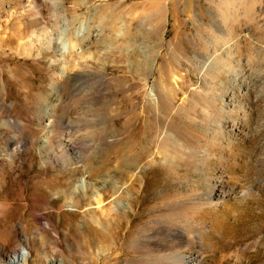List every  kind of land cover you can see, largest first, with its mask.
Wrapping results in <instances>:
<instances>
[{
    "label": "rangeland",
    "instance_id": "rangeland-1",
    "mask_svg": "<svg viewBox=\"0 0 264 264\" xmlns=\"http://www.w3.org/2000/svg\"><path fill=\"white\" fill-rule=\"evenodd\" d=\"M79 33L84 92L55 93ZM22 249L264 264V0H0V264Z\"/></svg>",
    "mask_w": 264,
    "mask_h": 264
},
{
    "label": "bare ground",
    "instance_id": "bare-ground-1",
    "mask_svg": "<svg viewBox=\"0 0 264 264\" xmlns=\"http://www.w3.org/2000/svg\"><path fill=\"white\" fill-rule=\"evenodd\" d=\"M110 9V8H109ZM49 12V11H48ZM105 13V12H104ZM106 14V13H105ZM101 15V14H100ZM31 16H32V19H33V21H32V26L33 27H38L41 31H42V37H45V38H47L48 37V33H49V31H48V29H47V26H46V23L44 22V19H43V14H42V11H40V10H38V9H36V10H33V12H32V14H31ZM48 16H49V14H48ZM104 16V15H103ZM54 17H57V15L56 14H54ZM220 17V16H219ZM113 19V18H112ZM217 19V18H216ZM220 19H222L221 17H220ZM102 20V19H101ZM214 20V19H213ZM104 21V20H103ZM222 21V24L221 25H226V23H225V21L222 19L221 20ZM201 22V21H200ZM214 22H216V20L214 21ZM119 23V22H118ZM124 23V22H123ZM218 23H219V21H218ZM218 23H217V25L216 26H218ZM122 24V23H121ZM206 24V23H205ZM215 24V23H214ZM117 24H115V26H116ZM119 25V24H118ZM123 25V24H122ZM213 25V24H212ZM212 25H211V27H212ZM220 25V27L222 28V26ZM99 26V25H98ZM125 26V25H124ZM215 26V25H214ZM213 26V27H214ZM118 27L116 26V27H113L112 29H110V30H108L109 31V33H108V35L110 34V41H111V43H112V45L113 46H116L117 45V43H119V39H120V37L122 36L123 37V35H125L123 32H125V31H120V30H118L117 29ZM125 28V27H124ZM216 29H217V27H215ZM120 29V28H119ZM226 28H224V30H225ZM217 30H220V29H217ZM216 30V31H217ZM220 31H222V30H220ZM218 32V31H217ZM223 32V31H222ZM225 32V31H224ZM223 32V33H224ZM130 33V32H129ZM223 33L221 34V35H223ZM225 33H227V32H225ZM81 33H79V36L77 37V40H69V55H71V57L72 58H70L69 56V59H73V61H74V63H75V66H76V68H75V70H73V69H71V70H73V71H71V72H69V71H67V69L65 70V69H62V68H60V69H62L61 71H58V72H55V77H54V80L53 81H51L52 82V88H53V91H55V93H57V92H60V91H64V92H66L65 91V89L66 88H75V90L76 91H78L79 93L78 94H80L84 89H85V86L83 85L84 83H83V81H82V79L84 78V76L86 75H88V74H86V72H85V75L84 74H82V72L80 71L81 69H79V71H78V67H80L81 65H83V61L85 62V60H83V59H85V58H87L85 55H86V53H85V51L87 50L86 49V44H84V40L83 39H81V35H80ZM89 34V33H88ZM103 34V33H102ZM228 34V33H227ZM130 35V34H129ZM88 36V35H87ZM96 36H98V35H95V42H94V44H98L97 46H99V44L101 43H103V42H101L102 40H100V41H98V39H96L97 37ZM225 36V35H224ZM227 36H229V35H227ZM125 37V36H124ZM128 37V36H127ZM102 38V37H101ZM101 38H99V39H101ZM87 39H89V38H87ZM92 39V38H91ZM128 41L129 42H133V38H132V36H129L128 38ZM127 39H126V41H127ZM124 40H125V38H124ZM90 41V40H89ZM105 41V40H104ZM123 41V40H122ZM54 43H55V40H53V39H50L49 41H48V43H47V45H46V49H47V51H52L53 50V47H54ZM88 43V42H87ZM93 43V42H92ZM122 43V42H121ZM130 44V43H129ZM128 44V45H129ZM160 44V43H159ZM119 45H120V43H119ZM118 45V46H119ZM101 46V45H100ZM136 46V45H135ZM117 47V46H116ZM134 47V46H133ZM136 48V47H135ZM86 49V50H85ZM110 49H111V47H110ZM103 50V49H102ZM107 52L109 53V51L107 50ZM85 54V55H84ZM105 54H107L106 52H105ZM103 55V54H102ZM93 56L91 55V58H92ZM94 58V57H93ZM92 58V59H93ZM101 59V58H100ZM99 59V60H100ZM94 60V59H93ZM157 60V59H156ZM52 61V60H51ZM61 61V59H57V60H55V61H52V63H50L52 66H53V68L57 71L58 70V65H57V63H59ZM67 61V60H66ZM71 62V61H70ZM212 62H213V60H212ZM65 63V62H64ZM210 63V62H209ZM208 63V64H209ZM66 64V63H65ZM131 64V63H130ZM67 65V64H66ZM212 65V64H211ZM71 66V65H70ZM206 66H207V64H206ZM63 67V66H62ZM209 67V66H208ZM210 68V67H209ZM153 70V69H152ZM84 73V72H83ZM89 73V72H88ZM90 73H91V71H90ZM92 73H93V71H92ZM84 75V76H83ZM106 75V74H105ZM104 75V76H105ZM91 76V75H90ZM87 78V77H86ZM89 78V77H88ZM104 79H106L105 77H104ZM84 81H85V78H84ZM90 85V84H89ZM91 86V85H90ZM93 86V85H92ZM95 88V87H94ZM91 89H92V87H91ZM71 91H73V90H71ZM157 91V90H156ZM75 92V91H74ZM84 92V91H83ZM60 94H61V92H60ZM86 94V93H85ZM152 94H154V93H152ZM65 95V94H64ZM68 95V94H67ZM76 95V94H75ZM83 95V94H82ZM149 95H151V94H149ZM155 95V94H154ZM56 96V95H55ZM60 96V95H59ZM59 96H57L56 97V99L59 97ZM62 96V95H61ZM83 97H84V95H83ZM98 97V96H97ZM157 97V96H156ZM54 98V97H53ZM95 98V97H94ZM55 99V98H54ZM98 99V98H97ZM153 100H155L154 98H153ZM159 100V99H158ZM224 101V100H223ZM54 102V101H53ZM155 102V101H154ZM224 102H226V101H224ZM150 103H152V102H150ZM106 104V103H105ZM159 104H160V102H159ZM99 105V104H98ZM155 105V104H154ZM95 106V105H94ZM102 106V105H101ZM104 106V105H103ZM149 106H150V104H149ZM99 107V106H98ZM108 108V107H107ZM106 109V108H105ZM101 110V109H100ZM105 111V110H104ZM106 112V111H105ZM111 112V111H110ZM113 112V111H112ZM113 115V114H112ZM107 117V116H106ZM110 119V118H109ZM108 120V119H107ZM103 121V120H102ZM105 138H106V136H105ZM46 141V140H45ZM143 157V156H142ZM145 157V156H144ZM142 159V158H141ZM96 172H98V171H96ZM95 173V172H94ZM98 173H95V175H94V177H96V175H97ZM99 175V174H98ZM96 184H99V183H96ZM105 185V184H104ZM219 189H221V188H219ZM101 190V189H100ZM97 194V193H96ZM215 194H216V196L218 197V198H220L221 197V195L223 194V191H222V189L221 190H216V192H215ZM212 195V194H211ZM97 204L98 205H101V204H103L104 203V199H103V197L101 196V194H98V198H97ZM194 257V256H193ZM197 258V257H196ZM196 258H189V261H191V263H197L198 262V260L196 259ZM27 261H28V255L25 253V250L24 249H22V250H17L12 256H10L9 257V259L7 260V263L6 264H26L27 263Z\"/></svg>",
    "mask_w": 264,
    "mask_h": 264
}]
</instances>
